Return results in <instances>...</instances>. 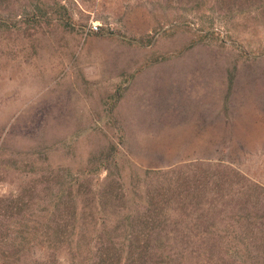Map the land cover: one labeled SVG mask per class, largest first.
<instances>
[{"label": "rangeland", "instance_id": "rangeland-1", "mask_svg": "<svg viewBox=\"0 0 264 264\" xmlns=\"http://www.w3.org/2000/svg\"><path fill=\"white\" fill-rule=\"evenodd\" d=\"M169 60L183 63L170 71L218 79V125L127 124L122 63L138 74ZM183 175L227 200L241 183L254 205L264 192V0H0V194L58 196V227L76 209L89 222L121 208L136 190L134 209L183 207Z\"/></svg>", "mask_w": 264, "mask_h": 264}, {"label": "trees", "instance_id": "trees-1", "mask_svg": "<svg viewBox=\"0 0 264 264\" xmlns=\"http://www.w3.org/2000/svg\"><path fill=\"white\" fill-rule=\"evenodd\" d=\"M36 163L33 159L24 166ZM206 182L183 175L180 208L134 209L145 198L136 190L129 199L132 206L122 196L121 208L99 209L89 222L78 219L80 213L90 218L88 211L76 209L73 220L58 227L54 224L58 196L43 205L24 190L0 194V264H264V204L256 207L264 201V192L257 193L254 205L250 182L241 183V190L234 193L239 198L230 200L225 198L229 194L208 189ZM70 184L73 187V181ZM74 199L80 200L76 195ZM105 245L118 257L105 258Z\"/></svg>", "mask_w": 264, "mask_h": 264}, {"label": "crops", "instance_id": "crops-1", "mask_svg": "<svg viewBox=\"0 0 264 264\" xmlns=\"http://www.w3.org/2000/svg\"><path fill=\"white\" fill-rule=\"evenodd\" d=\"M135 64L133 61L122 63L125 76L121 77L115 95L118 99L117 109L125 110L128 125L148 126L147 130H151L157 124H182L183 131H187L189 126L194 128L197 125L219 124L217 101L213 98L218 86L216 77L190 76L183 75V71H170L171 68L183 67L179 66L183 64L179 61L151 62L138 74H135ZM151 72L156 79L152 82ZM155 81L157 84L154 86ZM132 111L135 116L130 114Z\"/></svg>", "mask_w": 264, "mask_h": 264}, {"label": "built area", "instance_id": "built-area-1", "mask_svg": "<svg viewBox=\"0 0 264 264\" xmlns=\"http://www.w3.org/2000/svg\"><path fill=\"white\" fill-rule=\"evenodd\" d=\"M97 28V27H96Z\"/></svg>", "mask_w": 264, "mask_h": 264}]
</instances>
